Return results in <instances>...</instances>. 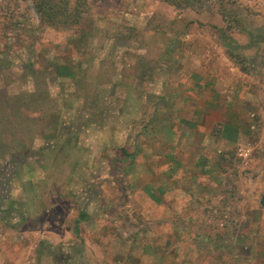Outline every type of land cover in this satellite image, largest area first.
Masks as SVG:
<instances>
[{
	"label": "rangeland",
	"instance_id": "374dc122",
	"mask_svg": "<svg viewBox=\"0 0 264 264\" xmlns=\"http://www.w3.org/2000/svg\"><path fill=\"white\" fill-rule=\"evenodd\" d=\"M81 1L83 24L54 27L37 0H0V214L14 176L38 174L41 206L73 233L23 264H93L79 246L100 237L77 221L103 209L130 246L106 264H264L262 0ZM227 37L258 45L247 60ZM200 107L225 115L221 138Z\"/></svg>",
	"mask_w": 264,
	"mask_h": 264
},
{
	"label": "crops",
	"instance_id": "0c3cea01",
	"mask_svg": "<svg viewBox=\"0 0 264 264\" xmlns=\"http://www.w3.org/2000/svg\"><path fill=\"white\" fill-rule=\"evenodd\" d=\"M261 2L262 3H259L261 8H259V11H257V18L264 21V0ZM223 42V47L225 48L226 52H230V55L237 54V56H244L246 59L248 55H246L245 52H247L250 48H256L258 45L253 44L251 46H243L240 43H237L236 39H233L232 37H227V39H225ZM201 106H203V104ZM200 110L201 111L196 112L199 117H196L195 119L199 120V118H201V121L206 123V125L209 127V131L211 130L212 132L210 133L212 138H221L222 131H218V133L213 135L215 130L214 126L215 123L219 121H225V115L222 118H216L212 109L200 107ZM229 128V124L224 125V137H226V131ZM45 180V177H39L38 174L35 176H14L13 180H11V192L9 193V198L4 204L5 208L3 207L2 210L3 215L0 214V222L3 224V226L0 228V239L2 240V243L0 244L1 247H3V252L0 256V263L23 264L25 259L30 254L34 255V257L38 256L37 248L41 243L46 242V240L49 244L55 243V245H59L63 243L64 247H67V242H70L72 239L73 233L70 219L63 218L64 220H62V223L55 222V220L51 219L52 214L65 217L63 210H58V212L61 213L56 214L54 207L48 206L46 208L41 206V200L44 201V196L42 193V188L40 186L38 187L37 185L45 184ZM21 184H24L25 186ZM102 211L103 213L95 214L94 216L88 211H82L80 213V216L83 219L81 217L79 220L77 219V222L80 221L79 225L88 224L89 226H95L93 230L94 236L100 237L99 244L97 242L93 244L91 240L89 242V239L85 238V243L83 242L79 246L80 250L82 251V249H86L87 251L94 248L97 250L99 256L97 255L96 259L94 258V261L92 262L93 264H95L97 261H101V263L105 264L122 263L124 260L119 261V259L115 258V249L128 250V248H130V246H128L129 242H127L129 233L125 232L123 239L120 237L121 233L119 230L113 237L106 236L107 231L102 226V223L106 222L103 218L108 216L104 213L105 209ZM68 214L71 215L70 211ZM67 217L69 216L67 215ZM118 233H120V235ZM106 237H109V239H106ZM109 240L112 242L109 243ZM132 243H134V241H132ZM28 249H31V251L29 252ZM42 253L45 254L46 252H41V254ZM84 254L86 256V253ZM108 254H110L112 259H109ZM165 256L163 258L159 257V260H166ZM99 257L102 260H100ZM2 258L3 261L1 262ZM129 258L135 261L140 260L141 264L147 263L146 257L144 255H131ZM34 261L35 260H33V262Z\"/></svg>",
	"mask_w": 264,
	"mask_h": 264
},
{
	"label": "trees",
	"instance_id": "16d2710c",
	"mask_svg": "<svg viewBox=\"0 0 264 264\" xmlns=\"http://www.w3.org/2000/svg\"><path fill=\"white\" fill-rule=\"evenodd\" d=\"M38 2L35 5L36 13L40 15L41 18L44 19L45 22H47L48 25L59 27L61 25L66 26L70 25L72 27H76L80 24H83V12L82 6L85 3H82V1H79V7L77 10L71 11V3L69 0H66L65 5H63L61 10H58L57 8L48 5V2L50 0H37ZM167 2H174L175 0H163ZM81 2V3H80ZM81 6V7H80ZM84 29H82L83 31ZM89 33L83 32L81 34L83 36V39L80 38V43H78V46L81 45V49H84L87 43L89 42ZM84 47V48H83Z\"/></svg>",
	"mask_w": 264,
	"mask_h": 264
},
{
	"label": "water",
	"instance_id": "95a60500",
	"mask_svg": "<svg viewBox=\"0 0 264 264\" xmlns=\"http://www.w3.org/2000/svg\"><path fill=\"white\" fill-rule=\"evenodd\" d=\"M262 205L264 206V199H263V201H262Z\"/></svg>",
	"mask_w": 264,
	"mask_h": 264
}]
</instances>
